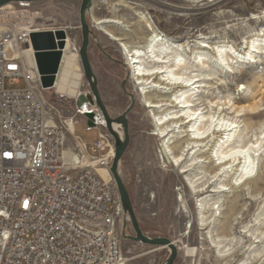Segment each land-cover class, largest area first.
<instances>
[{"label": "rangeland", "instance_id": "rangeland-1", "mask_svg": "<svg viewBox=\"0 0 264 264\" xmlns=\"http://www.w3.org/2000/svg\"><path fill=\"white\" fill-rule=\"evenodd\" d=\"M159 1L169 4L172 11L177 9V13L169 14L162 7L144 0H93V10L88 16L94 32L90 40L89 58L102 99L112 117L128 111L130 142L120 161L119 171L129 190L137 219L145 235L165 237L175 242L179 254L174 264H239L250 254H254L252 260L246 263L264 264V240L254 244L249 251V244L256 236L252 238L246 233L247 229L256 235L264 232V184L258 187L250 182L240 188L246 178L238 182L235 180L244 198L233 211L229 210V200L235 192L229 187L217 195L206 193L198 197L194 194L187 174L173 164L172 158L164 150L163 140L156 133L153 111L146 107L141 86L132 78V70L119 41L108 37L94 23V17L121 20V24L108 28L117 36L128 38L125 41L138 45L148 34L145 23L138 15V12H143L160 32L177 42L191 46L201 41H206L208 45L225 42L245 51L248 40L264 33V0ZM81 4L82 0H40L24 5L52 16L58 27L68 28L69 35L80 46ZM232 52L231 55H234ZM256 56V60L239 62L236 58H229L232 67L227 62L218 65L210 63L208 72L212 79L204 94V103L207 111L216 116L215 119L221 116L254 123L253 129L243 128L241 133L237 132L235 143L239 144L238 140L240 144L251 140L255 142L259 137L264 146V46ZM78 68L82 69L81 61ZM24 85L22 80L14 87ZM80 91L84 95L91 93L84 72ZM47 93L52 103L64 109L65 115L71 114L70 107H73L75 97L59 99L53 91ZM234 103L240 108L256 104V114L253 118L245 117L235 111ZM86 125L84 117H80L74 135L85 142L92 153V145L101 129H87ZM256 156V165L260 169L264 165V148ZM234 167L231 173L235 171ZM256 173L257 167L253 175ZM229 178V175L225 177L226 180ZM181 193L183 200L179 199ZM210 195H215L213 201L220 199L221 202L220 211L215 217L208 213L210 226L207 227L201 225L200 204L202 197ZM120 224L123 252L128 264H163L167 260L170 254L167 247L151 246L125 237L135 235L128 215L125 214ZM209 231H212L213 238L224 241L222 249H230L228 253L231 254L226 258L218 253ZM187 246L197 249L194 255L186 254Z\"/></svg>", "mask_w": 264, "mask_h": 264}, {"label": "built area", "instance_id": "built-area-1", "mask_svg": "<svg viewBox=\"0 0 264 264\" xmlns=\"http://www.w3.org/2000/svg\"><path fill=\"white\" fill-rule=\"evenodd\" d=\"M10 4L0 7V264H128L120 194L99 173L115 156L105 117L96 105L89 111L101 129L90 153L74 135L80 117L91 128L88 112L76 97L69 116L52 103L49 91L71 98L56 82L43 88L35 52L34 62L26 53L34 33H65L61 64L68 40L79 57L80 46L52 16Z\"/></svg>", "mask_w": 264, "mask_h": 264}, {"label": "bare ground", "instance_id": "bare-ground-1", "mask_svg": "<svg viewBox=\"0 0 264 264\" xmlns=\"http://www.w3.org/2000/svg\"><path fill=\"white\" fill-rule=\"evenodd\" d=\"M144 1L153 6L162 7L169 14L178 11L177 9L172 11L169 4L159 0ZM10 5L7 4L4 7ZM92 10L93 7L91 12ZM138 15L148 31L143 43L138 45L125 41L128 38L117 36L108 28L110 25L121 24V20L94 17V23L108 37L119 41L128 61L127 64L132 70V78H135L141 86L146 107L153 111L156 133L163 140L164 150L172 158L173 164L180 168L182 173L187 174L192 192L198 197L205 196L206 193L217 195L225 192L229 187L235 192L229 200V210L233 211L244 198L241 191L237 189L235 180L238 182L246 178L240 184V188L250 182L258 187L264 184V165L260 169L258 164L256 165V153L261 152L264 146L259 137L255 142L251 140L240 144L241 141L238 140L239 144L235 143L237 132L241 133L243 128L244 130L253 129L254 123L245 119H226L221 116L215 119L216 116L207 111L204 94L207 93L210 79H212L208 69L212 62L216 65L227 62L229 67H232L229 58H236L237 62L256 60L258 57L256 54L264 46V33L248 40L245 51H240L225 42L208 45L206 41H201L191 46L177 42L160 32L143 12H138ZM137 32L139 34V31ZM70 49L71 42L68 40L55 85L56 93L67 98L76 97L82 112L95 111L96 108L91 103L89 95H84L80 91L83 71L78 68L80 67L79 54L73 53ZM34 52L32 47L26 50L31 62H34ZM231 52L234 55H231ZM210 103L214 104L212 101ZM233 108L245 117L253 118L258 107L255 104L240 108L234 103ZM70 127L74 129L71 122ZM113 127L121 137L124 136L120 124L114 123ZM113 152L115 153V146ZM260 156L262 157L263 154L261 153ZM234 166L236 169L231 173ZM256 167L257 173L253 175ZM99 173L106 180L114 179L110 169L99 168ZM228 175L230 178L226 180L225 177ZM215 195L202 197L200 204L202 226H210L208 213L211 212L212 217H215L220 211L221 200L213 201ZM179 199L183 200L182 193ZM246 233L252 238L256 236L255 240L249 244V251L254 244L262 243L264 240V232L256 235L257 233L247 229ZM208 234L221 257L226 258L231 254L228 253L230 249H222L224 241L213 238L212 231ZM196 250L195 247L187 246L186 254L192 256ZM253 255L250 254L239 264H248L246 262L252 260Z\"/></svg>", "mask_w": 264, "mask_h": 264}, {"label": "water", "instance_id": "water-1", "mask_svg": "<svg viewBox=\"0 0 264 264\" xmlns=\"http://www.w3.org/2000/svg\"><path fill=\"white\" fill-rule=\"evenodd\" d=\"M36 1L40 0H0V7L10 3H32ZM92 7L93 0H82L80 8V26L82 31L80 61L85 78L88 81L91 89L92 95H89L91 103L99 107V109L102 111L107 123V129L115 141V156L110 171L118 188L123 210L125 214L129 216L135 230V235H125V237L151 246L167 247L170 251V254L163 264H174L178 257L179 249L169 238H153L144 234L137 219L129 190L119 171L120 161L124 153L126 152L130 142L128 111L124 112L118 117H112L100 94L97 76L93 71L89 58L90 40L91 36L94 35V32L91 28L92 25L88 21V16H91ZM31 38L33 49L35 51L36 64L41 75L42 86L45 89L51 88L55 85L57 73L59 72L63 55L62 50L65 47V33L61 30L57 31L55 34L53 32L34 33ZM56 39L59 40L58 43H56ZM123 88L125 89L124 84ZM86 117L88 118L89 126L94 127L95 125L92 122L94 113L88 112L86 113ZM114 123H118L121 125L124 132L123 137H121L119 133L114 129Z\"/></svg>", "mask_w": 264, "mask_h": 264}]
</instances>
